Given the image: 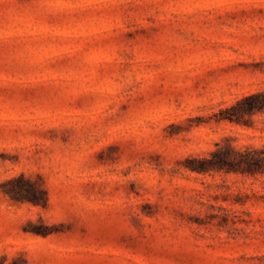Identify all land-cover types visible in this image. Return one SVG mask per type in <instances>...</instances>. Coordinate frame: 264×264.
Listing matches in <instances>:
<instances>
[{
  "label": "rangeland",
  "instance_id": "obj_1",
  "mask_svg": "<svg viewBox=\"0 0 264 264\" xmlns=\"http://www.w3.org/2000/svg\"><path fill=\"white\" fill-rule=\"evenodd\" d=\"M263 88L264 0H0V264H264V176L187 167Z\"/></svg>",
  "mask_w": 264,
  "mask_h": 264
},
{
  "label": "trees",
  "instance_id": "obj_2",
  "mask_svg": "<svg viewBox=\"0 0 264 264\" xmlns=\"http://www.w3.org/2000/svg\"><path fill=\"white\" fill-rule=\"evenodd\" d=\"M220 113V120L228 119L232 122L252 125L254 116L264 114V88L243 95L234 103L222 108ZM216 145V148L207 155L189 158L187 167L199 173L264 176V145L237 147L230 143L228 137L223 143L218 142ZM18 179L15 177L10 179L9 183L13 185L5 190L14 200H19L22 193L21 186H15ZM38 197L34 194V201H37Z\"/></svg>",
  "mask_w": 264,
  "mask_h": 264
}]
</instances>
